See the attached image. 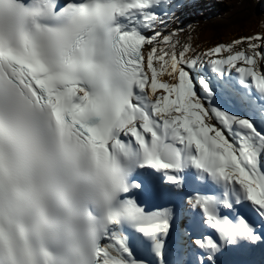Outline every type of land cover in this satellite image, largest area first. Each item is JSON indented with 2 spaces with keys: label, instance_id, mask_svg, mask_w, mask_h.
<instances>
[{
  "label": "snow or ice",
  "instance_id": "snow-or-ice-1",
  "mask_svg": "<svg viewBox=\"0 0 264 264\" xmlns=\"http://www.w3.org/2000/svg\"><path fill=\"white\" fill-rule=\"evenodd\" d=\"M198 6L0 0V264H264V32Z\"/></svg>",
  "mask_w": 264,
  "mask_h": 264
},
{
  "label": "rangeland",
  "instance_id": "rangeland-1",
  "mask_svg": "<svg viewBox=\"0 0 264 264\" xmlns=\"http://www.w3.org/2000/svg\"><path fill=\"white\" fill-rule=\"evenodd\" d=\"M198 5L203 13L200 12V17L192 22H198V25L192 33L191 43L193 46L199 45L200 50L219 43H230L240 36L264 32L261 23L264 21V0H198ZM224 15L236 22L233 24L235 32H231L229 26L213 24L214 18H222Z\"/></svg>",
  "mask_w": 264,
  "mask_h": 264
},
{
  "label": "bare ground",
  "instance_id": "bare-ground-1",
  "mask_svg": "<svg viewBox=\"0 0 264 264\" xmlns=\"http://www.w3.org/2000/svg\"><path fill=\"white\" fill-rule=\"evenodd\" d=\"M200 12L203 13V10L198 9V7L195 9L187 10L186 13L181 17L180 26L183 27L184 24L192 23L193 20L198 19V17H200V15H199ZM230 18L231 17H229L227 15H224L222 18H214L215 20L213 21V24L216 26H219V27L221 25L229 26L231 28V32H235L233 29V24H235L236 22L234 23Z\"/></svg>",
  "mask_w": 264,
  "mask_h": 264
}]
</instances>
